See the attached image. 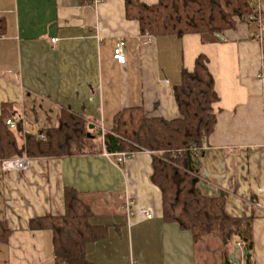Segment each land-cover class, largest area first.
Here are the masks:
<instances>
[{
    "label": "crops",
    "instance_id": "crops-1",
    "mask_svg": "<svg viewBox=\"0 0 264 264\" xmlns=\"http://www.w3.org/2000/svg\"><path fill=\"white\" fill-rule=\"evenodd\" d=\"M248 1L246 20L203 41L196 34H141L137 22L125 18L124 0H0V114L34 134L55 127L67 110L99 140L121 109L176 119L173 87L181 71L204 56L218 99L199 179L206 193L225 196L228 216L253 217L252 263L264 264V0ZM119 40L125 43L122 65L112 58ZM151 158L146 150L119 165L103 153L30 158L15 171L0 162V221L10 229L0 243V264H55L51 232L32 230L29 221L62 215L64 188L90 209L91 225L106 228L104 238L85 247L89 264H224L219 236L194 240L162 221ZM231 256L242 264L238 244Z\"/></svg>",
    "mask_w": 264,
    "mask_h": 264
},
{
    "label": "trees",
    "instance_id": "trees-1",
    "mask_svg": "<svg viewBox=\"0 0 264 264\" xmlns=\"http://www.w3.org/2000/svg\"><path fill=\"white\" fill-rule=\"evenodd\" d=\"M124 14L136 21L141 34L149 36L199 35L203 41L234 28L236 21L252 14L248 0H158L148 4L124 0ZM4 25L0 20V35ZM178 117L172 120L146 117L140 107L119 110L109 132L99 140L82 117L67 110L60 112L57 125L24 134L19 125L9 129L6 114H0V161L26 155L29 158L72 157L84 154L119 153L146 150L152 153L151 182L161 194L162 221L176 223L189 231L194 240L210 234L222 239L223 263L231 260L234 243L243 253L242 264H253L252 216L230 217L225 211L224 195L206 193L201 182L199 159L191 148L200 147L213 131V104L218 96L207 60L199 55L191 71L183 69L178 85L173 87ZM89 134V136H87ZM62 215H44L29 221L32 230H49L52 235L55 264H89L87 244L105 236L104 226L91 225L90 209L71 188L63 190ZM10 235L5 221H0V243ZM225 249V248H224Z\"/></svg>",
    "mask_w": 264,
    "mask_h": 264
},
{
    "label": "built area",
    "instance_id": "built-area-1",
    "mask_svg": "<svg viewBox=\"0 0 264 264\" xmlns=\"http://www.w3.org/2000/svg\"><path fill=\"white\" fill-rule=\"evenodd\" d=\"M94 2H97V0H94ZM55 39H51V42H55ZM112 58L120 65L124 64L125 62V43L123 40H119L117 41V43L115 44V47L113 49V53H112ZM260 80L263 84L264 87V78L260 77ZM5 124L9 127V129H15L16 127V121L14 120V118H7L5 120ZM100 134L103 137V130H100ZM207 149L206 144L203 142L201 144V146L198 147H192L191 150L192 152L197 155L200 151H205ZM136 151H123V152H119V153H103V155L106 158L112 159L113 163L116 165H119L120 163H122L125 159H128L132 156H134ZM30 158L27 157L26 155H23L21 157H17V158H12V159H7V160H2L0 161L1 164L4 166V168L6 170H23L25 169L28 164H29ZM129 206L128 204H125V210L126 212H129ZM139 214L143 215L146 219H150L152 214L151 212L147 211V210H139L138 211Z\"/></svg>",
    "mask_w": 264,
    "mask_h": 264
},
{
    "label": "water",
    "instance_id": "water-1",
    "mask_svg": "<svg viewBox=\"0 0 264 264\" xmlns=\"http://www.w3.org/2000/svg\"><path fill=\"white\" fill-rule=\"evenodd\" d=\"M218 36V35H217ZM219 37V36H218ZM87 136H89V134H87ZM221 195H223L222 193H221ZM230 258H231V260H234V257L233 256H230Z\"/></svg>",
    "mask_w": 264,
    "mask_h": 264
}]
</instances>
